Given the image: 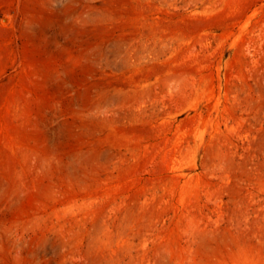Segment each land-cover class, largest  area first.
<instances>
[{"label":"rangeland","instance_id":"374dc122","mask_svg":"<svg viewBox=\"0 0 264 264\" xmlns=\"http://www.w3.org/2000/svg\"><path fill=\"white\" fill-rule=\"evenodd\" d=\"M0 264H264V0H0Z\"/></svg>","mask_w":264,"mask_h":264}]
</instances>
